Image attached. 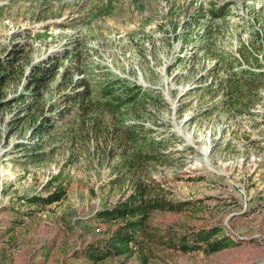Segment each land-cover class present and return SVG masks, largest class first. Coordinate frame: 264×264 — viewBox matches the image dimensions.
<instances>
[{"label":"rangeland","instance_id":"rangeland-1","mask_svg":"<svg viewBox=\"0 0 264 264\" xmlns=\"http://www.w3.org/2000/svg\"><path fill=\"white\" fill-rule=\"evenodd\" d=\"M137 182L181 207L153 210L132 253L91 261L99 209ZM60 183L59 200L29 201ZM10 221L0 264H264V0H0V230ZM217 226L237 243L167 239Z\"/></svg>","mask_w":264,"mask_h":264},{"label":"trees","instance_id":"trees-1","mask_svg":"<svg viewBox=\"0 0 264 264\" xmlns=\"http://www.w3.org/2000/svg\"><path fill=\"white\" fill-rule=\"evenodd\" d=\"M218 10L213 13L220 15ZM42 66L45 69L50 68L46 64ZM44 76L35 75L36 78H44ZM108 91L110 92V89L106 93ZM132 92L129 91V96L118 102L123 104L128 101H135L138 95ZM107 102L109 103V101ZM41 125L39 123L38 128H41ZM149 156L155 157L156 153L149 154ZM66 190L67 184L60 183L47 195L36 194L29 196L28 199L30 202L46 204L59 200L63 197ZM181 205L182 201L168 198L161 191V188H158L155 184L137 182L135 190L127 197L119 200L111 207L99 209L98 217L108 224L106 233L99 239L89 241L82 252L93 262H99L112 255L130 254L134 251L135 246L143 244L152 235L149 229V218L153 210L176 209L181 207ZM15 222L17 223L18 221ZM167 239L171 245L184 251L200 248L207 252H212L237 243L220 226L177 236H171L169 233ZM144 258L146 259L144 260L145 264L148 256Z\"/></svg>","mask_w":264,"mask_h":264},{"label":"crops","instance_id":"crops-1","mask_svg":"<svg viewBox=\"0 0 264 264\" xmlns=\"http://www.w3.org/2000/svg\"><path fill=\"white\" fill-rule=\"evenodd\" d=\"M12 223H14V222L13 221L12 222L10 221L9 222V225L12 224ZM17 224H18V222L17 223L15 222L14 223V226H9V227L5 225L4 226V229H1L0 230V239H2V238L3 239H9V238L5 237L4 234H7V235L10 234L15 229V225H17Z\"/></svg>","mask_w":264,"mask_h":264},{"label":"bare ground","instance_id":"bare-ground-1","mask_svg":"<svg viewBox=\"0 0 264 264\" xmlns=\"http://www.w3.org/2000/svg\"><path fill=\"white\" fill-rule=\"evenodd\" d=\"M211 145H212V144L209 145V148H207V150H203V149H202V150H203L202 153H204V154L210 153V150H211V147H212Z\"/></svg>","mask_w":264,"mask_h":264},{"label":"built area","instance_id":"built-area-1","mask_svg":"<svg viewBox=\"0 0 264 264\" xmlns=\"http://www.w3.org/2000/svg\"><path fill=\"white\" fill-rule=\"evenodd\" d=\"M232 236V235H231Z\"/></svg>","mask_w":264,"mask_h":264}]
</instances>
